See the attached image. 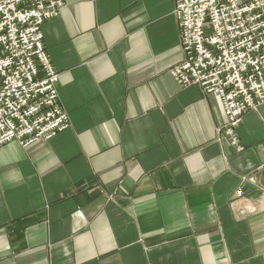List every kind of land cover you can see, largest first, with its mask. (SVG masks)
<instances>
[{"label": "crops", "instance_id": "1", "mask_svg": "<svg viewBox=\"0 0 264 264\" xmlns=\"http://www.w3.org/2000/svg\"><path fill=\"white\" fill-rule=\"evenodd\" d=\"M174 4L64 0L43 23L70 124L0 146V264H264V103L232 144L219 97L171 74Z\"/></svg>", "mask_w": 264, "mask_h": 264}, {"label": "built area", "instance_id": "2", "mask_svg": "<svg viewBox=\"0 0 264 264\" xmlns=\"http://www.w3.org/2000/svg\"><path fill=\"white\" fill-rule=\"evenodd\" d=\"M63 4L0 0V146L48 141L69 128L41 33ZM174 15L183 57L171 74L219 97L236 144L243 115L264 103V0H175Z\"/></svg>", "mask_w": 264, "mask_h": 264}]
</instances>
